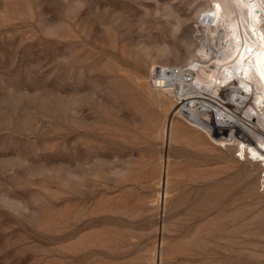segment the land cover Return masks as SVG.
<instances>
[{"label": "rangeland", "instance_id": "rangeland-1", "mask_svg": "<svg viewBox=\"0 0 264 264\" xmlns=\"http://www.w3.org/2000/svg\"><path fill=\"white\" fill-rule=\"evenodd\" d=\"M207 1L0 0V264H264L260 168L199 132L165 144L145 88Z\"/></svg>", "mask_w": 264, "mask_h": 264}, {"label": "bare ground", "instance_id": "bare-ground-1", "mask_svg": "<svg viewBox=\"0 0 264 264\" xmlns=\"http://www.w3.org/2000/svg\"><path fill=\"white\" fill-rule=\"evenodd\" d=\"M196 11L195 31L202 37L191 56L181 65L150 59L147 95L170 108L163 140L187 138L184 130L199 132L201 142L232 150L236 160L258 166L264 190V0H208ZM167 65L186 68L190 81L167 82L158 74ZM180 120L188 125L180 126ZM217 126L227 127L228 134L215 137ZM168 160V154L161 157V197L167 195Z\"/></svg>", "mask_w": 264, "mask_h": 264}, {"label": "built area", "instance_id": "built-area-1", "mask_svg": "<svg viewBox=\"0 0 264 264\" xmlns=\"http://www.w3.org/2000/svg\"><path fill=\"white\" fill-rule=\"evenodd\" d=\"M158 74L164 75L169 83H174L176 81L188 83L191 77L186 68L173 65H167L163 70H159Z\"/></svg>", "mask_w": 264, "mask_h": 264}]
</instances>
